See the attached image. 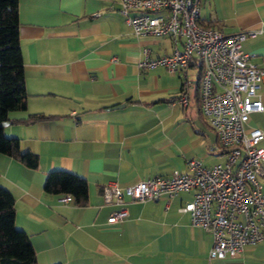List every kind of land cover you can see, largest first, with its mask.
Here are the masks:
<instances>
[{
  "label": "crops",
  "instance_id": "0c3cea01",
  "mask_svg": "<svg viewBox=\"0 0 264 264\" xmlns=\"http://www.w3.org/2000/svg\"><path fill=\"white\" fill-rule=\"evenodd\" d=\"M118 7L119 0H17L27 96L2 132L38 161L29 167L0 153V186L13 196L14 225L27 234L35 263L264 264V239L233 257L208 258L211 234L177 210L192 191L131 201L125 219L107 222L115 206L103 203L106 181L125 186L186 172L188 159L224 160L200 110L198 64L184 75L162 66L141 72L142 49L169 54L170 39L135 35ZM199 21L225 33L261 29L241 49L264 69V0H201ZM257 94L263 109L247 126L264 131V80ZM53 169L86 180L85 205L43 189Z\"/></svg>",
  "mask_w": 264,
  "mask_h": 264
},
{
  "label": "built area",
  "instance_id": "2783aa9c",
  "mask_svg": "<svg viewBox=\"0 0 264 264\" xmlns=\"http://www.w3.org/2000/svg\"><path fill=\"white\" fill-rule=\"evenodd\" d=\"M201 0H119V12L135 35L166 36L169 54L151 56L143 48L137 66L142 72L158 66L185 74L199 66L201 113L216 135L214 148L222 162L205 165L188 159L186 172L153 176L121 186L115 180L101 185L104 204L114 205L108 223L127 216L131 201L170 199L192 191L177 210L187 213L191 225L211 234L208 258L233 257L244 246L264 239V131L247 126L253 112L263 109L257 89L264 69L250 60L241 42L261 32L225 33L199 21ZM185 103L184 95L180 97ZM60 202H72L61 193Z\"/></svg>",
  "mask_w": 264,
  "mask_h": 264
},
{
  "label": "trees",
  "instance_id": "16d2710c",
  "mask_svg": "<svg viewBox=\"0 0 264 264\" xmlns=\"http://www.w3.org/2000/svg\"><path fill=\"white\" fill-rule=\"evenodd\" d=\"M17 0H0V122L8 113L25 108L23 60L18 37ZM31 115L30 120L50 118ZM0 153L36 167L37 155L20 151L16 137L5 136L0 126ZM87 182L69 171L53 169L47 172L43 189L50 193H68L78 205L87 202ZM0 264H36L35 254L27 234L14 225L13 196L0 186Z\"/></svg>",
  "mask_w": 264,
  "mask_h": 264
},
{
  "label": "water",
  "instance_id": "95a60500",
  "mask_svg": "<svg viewBox=\"0 0 264 264\" xmlns=\"http://www.w3.org/2000/svg\"><path fill=\"white\" fill-rule=\"evenodd\" d=\"M7 124H8V121H7V120L0 122V126H1V127H2V126H5V125H7Z\"/></svg>",
  "mask_w": 264,
  "mask_h": 264
}]
</instances>
